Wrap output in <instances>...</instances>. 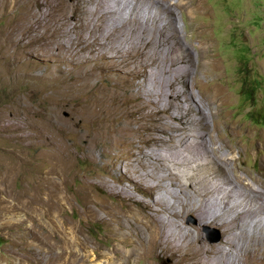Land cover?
Listing matches in <instances>:
<instances>
[{
    "label": "bare ground",
    "instance_id": "bare-ground-1",
    "mask_svg": "<svg viewBox=\"0 0 264 264\" xmlns=\"http://www.w3.org/2000/svg\"><path fill=\"white\" fill-rule=\"evenodd\" d=\"M150 1L153 3L150 7L155 6L166 16V25H162L156 18L144 21L137 18L138 14L132 13L129 18L121 20V17H116L117 11L109 0H0V18L5 19L0 29V53L6 54L8 60L12 58L15 64L11 70L20 72L17 78L12 79L10 76L9 83L20 85L31 72L41 71L42 67L47 74H52L53 68H56L55 73L61 69L57 67L59 64L67 62L69 66H74L77 72L72 83L70 82L72 86L68 91L67 87L63 88L66 90L63 91L64 97L62 95L63 98L58 99L63 108L70 106L74 112L69 123L56 125L59 130L57 132L62 133L66 143L59 146L56 158L52 153L56 150V144L55 147H50L54 150L48 148L50 152L46 154L45 160L48 166L51 164L55 167L59 164L62 167L61 172H64L71 168V161L78 158L79 152L91 157L95 153L100 154L98 156L103 166L99 163L96 165L103 169L102 175L107 177H101L100 171L98 177L96 176L98 182H89L87 186L90 191L97 189L98 192L104 187L107 197L116 199V204L111 207L119 206L118 213H112L107 205L101 207L108 211V221L110 224L117 223L120 235L123 236V252H114L115 259H123L124 264H130L133 257H141L144 264H264V183L252 174L249 177L242 176L243 168L236 165L238 160H233L235 167L230 171L236 173V180L227 173L229 170L226 166L232 162L230 155L235 150L219 144L223 139V130L220 132L222 121L228 117L224 109L225 96L200 92L202 97L196 99L191 85L193 83V86L199 87L203 86V82H197L194 75L193 67L196 63L194 64L192 52L184 43L181 44L175 5L170 0ZM203 7V3L196 4L195 10L199 11ZM206 52L207 50L203 58L211 67L209 75H213L219 71V66L217 69V63L210 60V53ZM4 56H0V61L5 69L7 57ZM33 59L38 66L31 65L30 68L28 66ZM201 65L203 64L200 63L199 66ZM47 74L43 73L44 76ZM113 74L121 76L122 81H117L118 79L112 77ZM55 77L54 82L58 79ZM32 80H27L26 83H34ZM133 81L138 82L136 86L131 84L137 91L128 94L127 85ZM59 82L62 85L64 81ZM4 84L1 83L2 86ZM47 86L50 87V84ZM29 90L31 92L32 89H27ZM24 99L26 102L31 101ZM162 104L164 107H161ZM25 108H21V112ZM57 112L54 113L57 115ZM45 120L44 118V122H47ZM210 121H213V126ZM33 125L37 126L36 123ZM216 133L218 140L214 138ZM72 147H78L79 150L73 153ZM261 162L264 167V158ZM192 166H195L197 175L189 178L190 173L187 172L189 168L193 169ZM182 168L189 169L186 172L188 178L181 176ZM127 184L133 186L136 193H141L147 200H136L131 195V186L128 188ZM55 191L59 194L61 189L58 187ZM236 195L237 199L243 198L247 202L248 209L240 212V206L232 205ZM54 196L49 194V199L43 203L46 216H49L47 209L56 210L60 206L59 200L51 201ZM83 205L87 213L97 215V210L94 211L96 208L93 209L88 201ZM131 206H137L143 221L139 218H131L135 220V224L129 221ZM190 215L196 216L201 226L218 227L222 240L208 243L199 229L196 232L187 229L184 220ZM124 218L128 219V226L125 225L126 222L124 224ZM138 223L144 224L146 229L138 227ZM125 230L129 231L123 232ZM65 233H60L58 242L65 248L73 249L76 242L72 243L70 239L68 241V234ZM62 254L60 259L64 263L87 264L88 257L90 259V256H84L77 262L74 258L76 252L67 251V254ZM93 255L99 258L102 253L94 251Z\"/></svg>",
    "mask_w": 264,
    "mask_h": 264
},
{
    "label": "rangeland",
    "instance_id": "rangeland-1",
    "mask_svg": "<svg viewBox=\"0 0 264 264\" xmlns=\"http://www.w3.org/2000/svg\"><path fill=\"white\" fill-rule=\"evenodd\" d=\"M109 1L112 3L113 9L117 11L116 17L119 19L121 17V20L129 18L132 14H138L139 17L137 18H141L144 21L148 18H156L157 21H161L162 25H166L167 23L166 16L162 14L163 12L158 10L155 6L150 7L153 6L150 0ZM146 1L151 3L149 4V2ZM170 1L173 6L175 5L176 25L181 32V44L184 43V46H188L187 48L190 49L196 59H198L197 56H199L198 60L193 57L194 64L196 63L193 70H195L194 75L197 78L196 80H198L197 82L201 81L200 84L203 82L201 84L203 86H193L192 76L190 79V83H192V93L197 100L202 97L200 92L218 95V97H226H224V101L226 99L224 109H226L225 111L228 113V117L226 120L222 121L220 132L223 130L221 132L223 136H221V138L223 139L219 144H224L227 147L229 146L228 148L231 147L235 150V153L230 155L232 162L226 166L229 170L227 173L230 174L232 179L236 180V173L230 171L235 167L233 160H238L236 165H240L239 167L243 168L241 171L242 176L246 175V177H249V175L251 176L252 174L264 183V167L261 162L264 158V0ZM199 3H203L204 7L196 11L195 5ZM11 14H15V12H11ZM3 19L4 18H0V29H2L5 22V19ZM159 26L163 28V26ZM191 38L193 39L191 40ZM202 48H205V50ZM206 50V53L211 54H209L208 58L217 63V69L219 66V71L215 72L213 75H209L211 67L207 64L208 61L203 58V54ZM181 53L182 52H180V54ZM0 54L6 56V54ZM212 54L213 57H211ZM180 57L182 58L183 55H180ZM6 60L4 64L7 63V66L5 65V69H8L7 71L4 69V65L1 66L0 61V88L2 87L0 89V264H71L64 263V261L60 259V256L63 255L62 253L67 254V251L68 253L76 252L74 258H76L75 260L77 262L81 261L84 256H90V259L89 257L87 259V264H124L123 259H115L114 256V252H123V243L121 242L123 236L120 235L121 231L118 229L117 223L112 222L110 224L108 221L110 217L106 214L108 211L101 208L103 205H107L112 213H118L117 209L119 206L111 207L116 204V199L113 197L108 198L107 194H105L104 187L98 192L97 189H92L90 191V187L87 186L89 182H98L97 174H99L100 171L101 177H107L102 175L103 169L97 166L98 163L103 166V162H101V159L99 160L100 154L95 153L96 155L91 157L79 152L78 158L71 161V168L69 167L70 169L64 172H61L62 167L59 164H56L55 167H53V165L51 166V164L48 166L45 160L48 151L54 150L50 149V147H55L56 144V150L52 152L55 157L59 154L57 153L59 146L62 147L63 145L64 136L62 137V133L59 134L60 132H57L58 129L56 125L58 126L59 123H69L74 112L71 111L73 108L71 109L70 106L63 108L64 106L59 102V97L63 98L64 92L70 90L73 76L76 75L77 71L74 70V66H69L67 62L57 66L62 69L56 71L57 75L54 72L56 68H53L52 74L54 72V75H52L47 74L46 69L42 67L41 71L31 72V75L34 74L33 76L30 75V78L27 77V79L25 78L24 81L20 82V85H16L9 83V79L17 78L20 72L11 70L14 68L15 64L12 58L8 60L7 57ZM67 60L72 61L70 58H67ZM33 61V63H29L28 67L31 68V65L38 66L35 59H33ZM200 63L204 65V68H202L203 65L199 66ZM11 65L12 68L10 67ZM87 67L89 68V66ZM87 67L85 68L88 69ZM84 69H82V71L86 70ZM149 70L151 71V69ZM197 71H199V73ZM8 72L13 75H10ZM6 73L9 75H6ZM43 73L44 75L47 74V76H44ZM15 74L17 76H15ZM59 76L63 78L61 79ZM118 76L117 74H113L112 77L121 82L122 77ZM40 77H42V79ZM54 77L55 79H59L55 80L56 83L53 80ZM68 78L69 80H67ZM30 79H34L32 81L35 82L26 83V81ZM36 80L41 82L37 83ZM60 80L62 82L64 81V84L61 82L64 87L60 85ZM1 83L2 85L5 83L4 86H2ZM40 83L43 84L42 87L44 89L40 86ZM47 83L50 84V87L47 86ZM133 83L135 86L136 84L138 85L136 81L127 85L128 94L131 91H137L135 86L131 85ZM11 85L13 86L9 87ZM32 85H34V87ZM155 86L157 85L155 84ZM45 87L47 89H45ZM178 87L181 89L180 86ZM20 88L23 90V93ZM29 88L32 89L31 92L30 90L27 91ZM63 88L66 90L64 91ZM42 91L43 93H41ZM54 92L55 95H53ZM51 95H53V97ZM43 96L46 97L44 98ZM22 98H25L24 100L29 99L33 103H31V101H23ZM35 102L38 106L36 104L33 106ZM38 102H41V104ZM56 102L58 105H56ZM27 103L28 105L31 104L29 105L31 109L26 105ZM217 103L219 104V101ZM51 104H54L57 109ZM22 106L26 108L22 109L21 112ZM47 106H49V108ZM161 107H164V104H162ZM67 108L70 109L68 110ZM40 112L47 115L39 114ZM54 112H57L58 116ZM215 113L216 112H213L214 115ZM30 115L31 117L34 115V117L31 118ZM37 115L42 116L38 117ZM43 116L47 122H44ZM215 116H217V114ZM38 119L40 121H38ZM32 121L34 123H32ZM35 123L37 126L33 125ZM209 123L213 126V121ZM17 127H19V129ZM31 127L33 129H31ZM37 127L39 129H37ZM48 128H50V130L53 129L54 133L52 130H48ZM223 133L225 135H223ZM217 137L218 134L216 133L214 138L218 140L219 137L218 139ZM50 139L55 142H52L53 145L51 141H49ZM45 143L46 145L47 143L49 144L45 146ZM78 150V147L71 148L73 153ZM239 151H241V153H239ZM239 160L242 161V163ZM192 168L193 169L189 168L190 170L182 168L180 170V172L183 171V173L181 172V176H184V178H192V175L193 177L196 176L197 171H195V166H192ZM186 172L188 174L193 172V174H189L187 177L186 175L188 174ZM57 186L61 189L59 194L55 191L58 189ZM130 186L127 184L128 188ZM129 189L131 195L134 196L135 199L137 198L136 200H147L141 193H136L133 186ZM49 194H51V196L55 195L53 200H50L52 202H57L59 200L58 203L60 206H57L58 208H56V210L50 211L47 209V215L49 216H46L43 203L49 199ZM236 199L237 195L235 199L232 200V205L236 204L240 206V212L249 208L247 202L244 201L243 198ZM87 201L92 205L93 209L96 208L94 210H97L96 216H92L85 211L83 203ZM38 208L41 209L39 210ZM130 208L132 214L128 219L139 218L143 221V219L140 218L142 214L137 206H131ZM57 211H60V213ZM124 219V224L126 222L125 225L128 226V219ZM130 219L129 221L131 223H136L134 222L135 220ZM65 222L68 224L66 225ZM184 222V226L193 232L199 229L202 237L208 243H217L222 240L221 230L218 227L208 225L201 226L199 225L197 217L194 215L185 217ZM137 226L140 228L142 227V229L145 227V225H141V223H138ZM144 229H146V227ZM128 231L129 230H125L123 232ZM61 232H66L65 234H68V241L70 239V242L71 240L72 243L74 241L76 242L73 249L67 247V250L65 246H62V244L58 242ZM176 233H179V231L176 230ZM78 240L80 241L79 243L77 242ZM79 249L80 252H78ZM262 249H264V245ZM94 251L97 253L100 252L102 255L96 258V256L93 255ZM130 264H144V262L141 257L138 259L133 257L130 260Z\"/></svg>",
    "mask_w": 264,
    "mask_h": 264
}]
</instances>
